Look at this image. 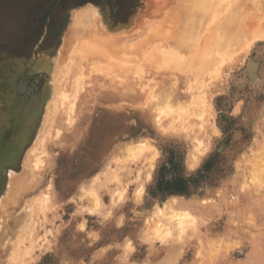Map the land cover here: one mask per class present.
Returning <instances> with one entry per match:
<instances>
[{"label":"rangeland","instance_id":"1","mask_svg":"<svg viewBox=\"0 0 264 264\" xmlns=\"http://www.w3.org/2000/svg\"><path fill=\"white\" fill-rule=\"evenodd\" d=\"M201 1L202 67L76 54V9L124 40L157 0H0V264H264V0Z\"/></svg>","mask_w":264,"mask_h":264},{"label":"bare ground","instance_id":"2","mask_svg":"<svg viewBox=\"0 0 264 264\" xmlns=\"http://www.w3.org/2000/svg\"><path fill=\"white\" fill-rule=\"evenodd\" d=\"M155 1V0H154ZM196 1H197V3H196ZM200 0H162L161 2L159 1V0H157V3L158 4H156V2L154 3V4H156L155 6H154V4H153V7L154 8H152V11H151V14H150V16H148L147 17V20H145L146 22V24H144V25H142L141 26V29L139 30H136L137 31V33H135V34H133V35H131V36H128V37H125L126 39H124V40H122L121 38H117L116 37V35H114L115 33H112V32H110V30L108 31V30H106L105 28H104V24L101 22L102 20H100V18H99V16L97 15L98 13L96 12V10L94 9V7L92 6V5H84V6H82V7H80V8H78V9H76L75 10V12L73 13V22H72V28L74 29V28H76V26L78 27V28H80L79 29V31H80V33L79 34H76L77 33V31H76V33L75 32H73L74 34H76L75 36L77 37V40H75V43H74V48H75V50H76V54L78 55V52L80 53V51L82 50L83 52H88L89 51V49H91L92 50V48H94V47H92L93 45H92V43H94V44H98L97 46H96V48H98L97 49V52H96V54H99V56H100V53L102 54L100 57H102L103 55L105 56L108 52H111V51H113V52H115V50L117 51V49H118V51L120 50V49H122V50H127L126 52L128 53V51H130L131 50V47H132V51L135 49V47H142V46H139V44L140 43H143L144 41V43H145V46H143L144 47V51L143 52H147V50H145V48L146 47H148L147 49H148V52H150V50H152L153 52H156L155 50H160V48H163V49H165V51L167 50V49H169L170 51H167L168 53H171L170 55H173V54H175V57L177 58V56L178 57H181V58H184V56H187V54H191L192 55V61L193 62H198L199 63V65L202 63V62H208V63H211L214 59H217V57H215V58H213V55L212 54H214L213 52H215L214 51V47H215V44H217L218 42V40H221V39H218V36L216 37V35L214 36L215 38H211V36H209V35H203V36H201V37H199L200 36V33H199V27H200V25H197V23H198V19H200L199 17H201V13L200 12H197L198 10H197V5L199 4V6H200V2H199ZM202 1H204V2H206L205 0H202ZM201 1V2H202ZM203 3V2H202ZM211 4H212V2H211ZM152 5V4H151ZM202 5V4H201ZM198 6V8H201V7H199ZM205 6V5H204ZM203 6V7H204ZM211 6V5H210ZM152 7V6H151ZM163 7H165L164 9H165V11H162V10H164V9H162ZM202 7V8H203ZM209 7V6H208ZM240 7V6H239ZM214 8H215V6H214ZM244 8V7H243ZM212 9V8H211ZM236 9V8H235ZM240 9V8H239ZM245 9V8H244ZM201 10V9H200ZM202 11V10H201ZM203 11H204V9H203ZM246 11V10H245ZM208 12V11H207ZM206 12V13H207ZM212 12V11H211ZM235 12V11H234ZM163 13V14H162ZM198 13H200L199 15H198ZM209 13V12H208ZM237 14V13H236ZM244 15V14H243ZM248 15V14H247ZM228 18H229V16H228ZM244 18V17H243ZM241 19H242V17H241ZM229 20V19H228ZM234 20V23H235V19H233ZM248 20V19H247ZM251 20V19H250ZM237 22V21H236ZM242 22V21H241ZM200 23H201V21H200ZM205 23H207V22H205ZM210 23V22H209ZM225 23V22H224ZM240 23V22H239ZM103 24V25H102ZM142 24V23H141ZM227 24H228V22H227ZM197 25V26H196ZM255 25V24H254ZM75 26V27H74ZM107 26V25H106ZM209 26H210V24H209ZM227 26V25H226ZM242 27H243V25H241ZM240 26V27H241ZM248 26H249V24H248ZM257 26V25H256ZM239 27V26H238ZM237 27V28H238ZM239 27V28H240ZM110 28V27H109ZM209 28V27H208ZM207 28V29H208ZM212 28V27H211ZM223 28V27H222ZM230 28V27H229ZM232 28V27H231ZM237 28H236V31H238L237 30ZM253 28H255V27H253ZM260 28V27H259ZM68 29H69V27H68ZM205 29V28H204ZM203 29V32L205 31V30H207V29H205L204 30ZM210 29V28H209ZM224 29H227V28H224ZM223 29V30H224ZM247 29V28H246ZM256 29V28H255ZM77 30V29H76ZM215 30V29H214ZM219 30H221V28L219 29ZM231 30V29H230ZM241 30V29H240ZM243 30V29H242ZM209 31V30H208ZM211 31V30H210ZM210 31H209V33H210ZM217 31V30H216ZM228 31H229V29H228ZM250 31V30H249ZM251 31H252V29H251ZM254 32H255V30H253ZM230 32H232V30L230 31ZM243 32V31H242ZM246 32V31H245ZM253 32V33H254ZM257 32V31H256ZM72 33V34H73ZM134 33V32H133ZM208 33V32H207ZM224 33H226V32H224ZM241 33V32H240ZM73 34V35H74ZM205 34V33H204ZM220 34H221V32H220ZM228 34L229 33H227V36L226 37H228ZM232 34V33H231ZM239 34V33H238ZM238 34H236V35H238ZM246 34V33H245ZM250 34V33H249ZM261 34V33H260ZM70 35H71V33H70ZM258 35V34H257ZM262 35V34H261ZM251 36H252V33H251ZM262 36H264V35H262ZM261 36V38H264V37H262ZM72 37V36H71ZM203 37V38H202ZM225 37V38H226ZM230 37V36H229ZM234 37V36H233ZM232 37V38H233ZM241 37V36H240ZM253 37V36H252ZM251 37V38H252ZM256 37V36H255ZM254 37V38H255ZM258 37H259V35H258ZM65 38V37H64ZM133 38V39H132ZM139 39V43L137 42V43H134L136 40H138ZM196 38H198L197 40H196ZM217 38V39H216ZM223 38H224V36H223ZM250 38V39H251ZM257 38V37H256ZM72 39H75V37L74 38H72ZM135 39V40H134ZM238 39V38H237ZM133 40V41H132ZM141 40H144V41H142L141 42ZM217 40V41H216ZM233 40V39H232ZM132 41V42H131ZM150 42L149 44H148V42ZM216 41V42H215ZM227 40H225V44H223V45H226V42ZM231 41V40H230ZM240 41H241V38H240ZM245 41V40H244ZM131 42V43H130ZM233 42V41H232ZM236 43V42H235ZM239 43V42H238ZM242 43V42H241ZM240 43V44H241ZM66 44V43H65ZM132 44V45H131ZM146 44H148L149 46H147ZM229 43H227V45H228ZM233 44V43H232ZM232 44H231V46H232ZM237 44V43H236ZM236 44H235V46H236ZM243 44V43H242ZM100 45V46H99ZM122 45V46H121ZM142 45V44H141ZM144 45V44H143ZM152 46V47H151ZM149 47H151V49L149 48ZM229 47V46H228ZM238 47V46H237ZM72 48V47H71ZM136 48L135 50L137 51V49H138V51L139 50H141V49H143V48ZM226 48V47H225ZM232 47H230V49H231ZM128 49H130V50H128ZM218 49H220L221 50V47H218ZM230 49H228V51L230 50ZM74 50V51H75ZM85 50V51H84ZM95 50V49H94ZM93 50V51H94ZM99 50V51H98ZM215 50H217V47H216V49ZM223 50H224V47H223ZM227 50V49H226ZM235 50H236V48H235ZM69 51V50H68ZM117 51V53H119ZM142 51V50H141ZM161 51V50H160ZM231 51V50H230ZM63 52V51H62ZM125 52V51H124ZM216 52H219V50L218 51H216ZM215 52V53H216ZM222 52L223 51H221L220 53L222 54ZM225 52V51H224ZM231 52H234V49H233V51H231ZM72 53V52H71ZM91 53V52H90ZM95 53V52H94ZM120 53H122L123 54V52H120ZM131 53V52H130ZM136 53V52H135ZM173 53V54H172ZM230 53V52H229ZM81 54V53H80ZM89 54V53H88ZM131 54H133V53H131ZM148 54V53H147ZM151 54H152V52H150L149 53V57L151 56ZM159 54H160V52H159ZM159 54H157V56L155 55V54H153L154 56H155V59H157V60H159V59H161V56L159 57ZM217 54V53H216ZM231 54V53H230ZM108 55V54H107ZM106 55V57H108ZM112 56L111 57H109V58H116L117 57V55L115 56V57H113V53L111 54ZM120 55V54H119ZM127 55V54H126ZM162 55H163V53H162ZM225 55V54H224ZM110 56V55H109ZM122 56V55H121ZM147 56V55H146ZM164 56V55H163ZM162 56V57H163ZM71 57V56H70ZM81 57V56H80ZM88 57V56H87ZM92 57V56H91ZM98 57V56H97ZM170 57V56H169ZM191 57V56H190ZM227 57V56H226ZM225 56H224V58H226ZM69 58V57H68ZM84 58V57H83ZM117 58H119V57H117ZM125 58V57H124ZM165 60H166V55H165V57H163ZM212 58H213V60H212ZM128 59H130V56H129V58ZM150 59V58H149ZM164 59H162L163 61H164ZM167 59L169 60V58L167 57ZM70 60V59H69ZM112 59H110V60H108V61H111ZM115 60V59H114ZM153 60H154V58H153ZM168 60H166V62H168ZM176 60V59H175ZM218 60V59H217ZM71 61V60H70ZM82 61V60H81ZM87 61V60H86ZM141 61V60H140ZM150 61H152V59H150ZM66 62V61H65ZM78 62V61H77ZM154 62H155V60H154ZM154 62H153V64H154ZM159 62V61H158ZM157 62V63H158ZM188 62V61H187ZM216 62H218V61H216ZM224 62V61H223ZM157 63H155V64H157ZM161 63V62H160ZM165 63V62H164ZM170 63V62H169ZM168 63V64H169ZM189 63V62H188ZM187 63V64H188ZM212 63H215V62H212ZM97 64V63H96ZM168 64H166V65H168ZM178 63H176V65H177ZM184 64V63H183ZM182 64V65H183ZM186 64V67L188 66ZM194 64V63H193ZM206 64V63H205ZM74 65V64H73ZM77 65V64H76ZM79 65V64H78ZM148 65H150V64H148ZM163 65H165V64H163ZM175 64L173 63V65H171V66H174ZM195 65H197V64H194V66ZM203 65V64H202ZM206 65H208L209 66V64H206ZM213 65H215V64H213ZM67 66V65H66ZM168 66H170V64L168 65ZM178 66V65H177ZM63 67H64V65H63ZM159 67H161L160 65H159ZM181 67V66H180ZM189 67V66H188ZM199 67V66H198ZM200 67H202L201 65H200ZM39 68V67H38ZM52 68V66L50 67V69ZM61 68V67H60ZM65 68V67H64ZM63 68V69H64ZM69 68H70V66H69ZM94 68V67H93ZM163 68H164V66H163ZM179 68V67H178ZM177 68V69H178ZM197 68V67H196ZM204 68H207L206 66H204L203 68H202V70L204 69ZM210 68V67H209ZM208 68V69H209ZM215 68H216V66H215ZM72 69V68H71ZM70 69V70H71ZM124 69V68H123ZM161 69V68H160ZM171 69V68H170ZM172 69H173V67H172ZM180 69V68H179ZM184 69V68H183ZM183 69H180V70H182V72H184V70L185 69H187L188 70V68H185L184 70ZM190 69V68H189ZM193 69H195L194 67H193ZM208 69H206V70H208ZM66 70V69H65ZM69 70V72H72V71H70ZM121 70V69H120ZM173 70H175V69H173ZM205 70V71H206ZM110 71V70H109ZM172 71V70H171ZM202 72V73H204V74H206L207 75V79L209 78L208 77V74H207V72ZM189 72V71H188ZM193 72H195V70H193ZM199 72H201V71H199ZM209 72H210V70H209ZM208 72V73H209ZM214 72H216V71H214ZM83 73V72H82ZM81 73V74H82ZM97 73V72H96ZM184 73H187L186 71L184 72ZM198 73V72H197ZM52 74H54V72L52 73ZM64 74H66V76H67V71H66V73H64ZM64 74H63V76H64ZM105 74V73H104ZM199 74V73H198ZM197 74V75H198ZM203 74V75H204ZM69 75V74H68ZM193 75H194V73H193ZM201 76H202V74H201ZM200 76V79H197L198 81L196 82L197 84H198V82L199 83H201L202 84V82L200 81L201 80V78H202V80H203V77H201ZM212 76H214V74L212 75ZM217 76V75H216ZM53 77V76H52ZM194 77V76H193ZM63 78V77H62ZM197 78V77H196ZM65 79V78H64ZM81 79H82V76H81ZM194 79V78H193ZM216 79V78H215ZM205 80V82L207 83V80L206 79H204ZM53 81V80H52ZM57 81H59V80H57ZM57 81H56V83H57ZM68 81V80H67ZM67 81H65L66 83H67ZM195 81V80H194ZM61 82V81H60ZM59 82V83H60ZM206 83H205V85H206ZM209 83V82H208ZM61 84V83H60ZM81 84V83H80ZM195 84V83H194ZM56 86H57V84H56ZM58 86H59V84H58ZM57 86V87H58ZM197 86V85H196ZM200 86V85H199ZM202 86V85H201ZM200 86V87H201ZM200 87H197V88H200ZM204 87V86H203ZM81 88V87H80ZM193 88V87H192ZM201 89V88H200ZM62 91V90H61ZM56 93L58 94V92L56 91ZM55 93V94H56ZM92 93V92H91ZM169 93V92H168ZM60 94H61V92H60ZM56 96V95H55ZM67 97V96H66ZM168 97H169V95H168ZM65 98V97H64ZM69 98V97H68ZM67 98V99H68ZM200 98V97H199ZM34 99H36V98H34ZM53 99H54V97H53ZM52 99V100H53ZM194 99V98H193ZM201 99V98H200ZM166 100H167V98H166ZM195 100V102H196V100L197 99H194ZM199 100V99H198ZM170 101H171V99H170ZM193 101V100H192ZM57 102V101H56ZM189 102V101H188ZM191 102V101H190ZM195 102H194V105H195ZM205 102V101H204ZM11 103V102H10ZM12 103H13V101H12ZM15 103V102H14ZM52 103V102H51ZM183 103V102H182ZM54 104H55V102H54ZM205 104V103H204ZM47 106V105H46ZM166 106H167V104H166ZM173 106H174V103H173ZM55 107V106H54ZM191 107H192V105H191ZM185 108H186V105H185ZM59 109V108H58ZM165 109H167L166 107H165ZM165 109H163V110H165ZM162 110V111H163ZM167 110H169V109H167ZM167 110H165V111H167ZM162 111H160V113H162ZM164 111V112H165ZM168 113L169 112H171V109H170V111H167ZM196 112V111H195ZM199 113V112H198ZM5 114H7V113H5ZM5 114H4V116H5ZM200 115L202 114V113H199ZM3 115V114H2ZM48 115V114H47ZM169 115H170V113H169ZM162 116H167L166 115V113H165V115H162ZM173 116V115H172ZM171 116V117H172ZM189 116V115H188ZM198 116V115H197ZM202 116V115H201ZM48 117V116H47ZM170 117V116H169ZM200 117V116H199ZM157 118H159V117H157ZM187 118V117H186ZM3 119V118H2ZM1 119V120H2ZM164 119H165V117H164ZM45 121V120H44ZM2 122H3V120H2ZM44 123V122H43ZM46 123V122H45ZM45 124H43V126H44ZM4 126V125H3ZM197 126V125H196ZM36 127V126H35ZM44 127H46V125L44 126ZM38 128V127H37ZM36 128V129H37ZM40 128V127H39ZM44 129V128H43ZM39 131V130H38ZM43 132V131H42ZM35 133V132H34ZM39 134V136L41 135L40 133H38ZM39 138V137H38ZM197 141H199V144L200 143H202L203 144V142H202V140H197ZM201 141V142H200ZM144 143V142H143ZM37 144H39V142L37 143ZM138 144H139V142H138ZM141 144V143H140ZM145 144V143H144ZM135 145H137V144H135ZM35 146V145H34ZM33 146V147H34ZM37 146V145H36ZM131 147V146H130ZM129 147V148H130ZM138 150V148L137 147H132V151L134 150H136V149ZM141 148H142V146H141ZM32 150V149H31ZM37 150V149H36ZM35 150V151H36ZM144 150H145V147H144ZM193 150V149H192ZM197 150V149H196ZM200 150V148L198 147V151ZM132 151H131V154H132ZM154 151V150H153ZM137 152V151H136ZM138 152H141L140 150H138ZM138 152H137V154H138ZM146 152H148V150L146 151ZM136 153H135V155H137ZM141 155V154H140ZM143 155V154H142ZM133 157V156H132ZM141 157V156H140ZM134 158V157H133ZM136 158V157H135ZM194 158H195V156H194ZM127 159V158H126ZM131 160V159H130ZM133 160V159H132ZM37 162V161H36ZM40 163V162H39ZM34 164H36V163H34ZM144 164V163H143ZM195 164V163H194ZM36 165H38V164H36ZM35 165V166H36ZM263 165V164H262ZM193 166V165H192ZM32 169V168H31ZM32 173V172H31ZM34 175V174H33ZM32 175V176H33ZM149 176H150V174H149ZM120 181V180H119ZM142 187V186H141ZM143 188V187H142ZM142 188H140V189H142ZM13 189V188H12ZM125 189V188H124ZM140 191V190H139ZM142 191H143V189H142ZM141 191V192H142ZM92 192V191H91ZM90 192V193H91ZM118 192H119V190H118ZM140 192V193H141ZM94 195L93 196H95L96 195V197L98 196L97 195V193L95 194V192H92ZM143 194V193H142ZM119 195H121V193L119 194ZM122 196H123V194H122ZM90 197H92L91 195H90ZM96 197H94L95 199H97ZM100 200V199H99ZM95 202H96V200H95ZM33 203V202H32ZM1 204V203H0ZM100 204V203H99ZM96 205V203L94 204V206ZM163 208V207H162ZM160 209V208H159ZM160 211H163V210H161L160 209ZM172 211H174V210H172ZM179 211V210H178ZM175 212V211H174ZM182 212H185V211H181V213ZM179 213V212H178ZM178 213L176 214V216H177V218H178ZM189 213H188V211L187 212H185V213H182V215L184 216H187ZM170 215V214H169ZM171 216H172V214H171ZM185 216H184V218H185ZM192 216V215H191ZM170 219H171V217H169ZM176 218V219H177ZM183 218V219H184ZM190 218V217H189ZM164 219V218H163ZM173 219V218H172ZM174 219H175V216H174ZM179 220H181L182 218H178ZM183 219H182V221H183ZM186 219V218H185ZM184 219V220H185ZM27 220V219H26ZM30 221H31V219H30ZM171 221V220H170ZM173 221V220H172ZM32 222V221H31ZM184 222H186V221H184ZM156 223V222H155ZM174 223V222H173ZM173 223H171L170 222V224H173ZM176 223H177V221H176ZM179 223V222H178ZM183 223V222H182ZM160 224V223H159ZM170 224L168 223V228H169V226H170ZM187 224V223H186ZM186 224H182V226L183 225H186ZM181 225V224H180ZM30 226V225H29ZM155 226V225H154ZM158 226V225H157ZM161 226V225H160ZM179 226V225H178ZM162 227H163V225H162ZM185 227V226H184ZM187 227H188V225H187ZM186 227V228H187ZM164 228V227H163ZM161 229L162 230V233H163V231H165L164 229ZM185 228V229H186ZM154 229H156V227H154ZM158 229H160V227L158 228ZM158 229H156V230H158ZM166 229H167V227H166ZM179 229V228H178ZM180 229L182 230H184V228H181L180 227ZM27 230V229H26ZM174 230V229H173ZM158 231H160V230H158ZM157 231V232H158ZM167 231V230H166ZM172 231V230H171ZM154 232L156 233V235H157V232L154 230ZM161 232V231H160ZM24 233V232H23ZM168 233V232H167ZM171 233V232H170ZM159 234V233H158ZM22 236V235H21ZM21 236H20V238H21ZM20 240V239H19ZM24 240V239H23ZM21 242V241H20ZM21 249V248H20ZM11 256V255H10ZM14 256V255H13ZM14 261V260H13ZM11 262V261H10Z\"/></svg>","mask_w":264,"mask_h":264},{"label":"trees","instance_id":"3","mask_svg":"<svg viewBox=\"0 0 264 264\" xmlns=\"http://www.w3.org/2000/svg\"><path fill=\"white\" fill-rule=\"evenodd\" d=\"M186 184L187 183V179H180V182L178 183V184H170L171 186V190H176V191H184L185 190V186H183V184ZM182 184V185H181ZM159 190H161V191H168V187H169V185H166V184H163V183H160L159 184Z\"/></svg>","mask_w":264,"mask_h":264},{"label":"flooded vegetation","instance_id":"4","mask_svg":"<svg viewBox=\"0 0 264 264\" xmlns=\"http://www.w3.org/2000/svg\"><path fill=\"white\" fill-rule=\"evenodd\" d=\"M18 67H19V64H18Z\"/></svg>","mask_w":264,"mask_h":264}]
</instances>
